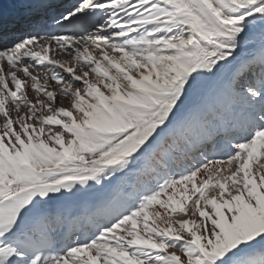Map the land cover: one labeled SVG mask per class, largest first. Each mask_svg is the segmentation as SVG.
Segmentation results:
<instances>
[{
  "label": "snow or ice",
  "instance_id": "1",
  "mask_svg": "<svg viewBox=\"0 0 264 264\" xmlns=\"http://www.w3.org/2000/svg\"><path fill=\"white\" fill-rule=\"evenodd\" d=\"M0 264H264V0H0Z\"/></svg>",
  "mask_w": 264,
  "mask_h": 264
},
{
  "label": "bare ground",
  "instance_id": "2",
  "mask_svg": "<svg viewBox=\"0 0 264 264\" xmlns=\"http://www.w3.org/2000/svg\"><path fill=\"white\" fill-rule=\"evenodd\" d=\"M63 2H62V4L61 5H67V3H65L66 1H68V0H62ZM65 3V4H64ZM129 183H131V184H135V177H133V178H131V180L129 181ZM128 191H131V189L129 188V189H127Z\"/></svg>",
  "mask_w": 264,
  "mask_h": 264
},
{
  "label": "rangeland",
  "instance_id": "3",
  "mask_svg": "<svg viewBox=\"0 0 264 264\" xmlns=\"http://www.w3.org/2000/svg\"><path fill=\"white\" fill-rule=\"evenodd\" d=\"M135 182H136V180H135Z\"/></svg>",
  "mask_w": 264,
  "mask_h": 264
}]
</instances>
